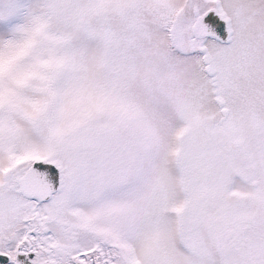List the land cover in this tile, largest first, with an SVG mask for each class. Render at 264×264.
<instances>
[{"label": "snow or ice", "instance_id": "snow-or-ice-1", "mask_svg": "<svg viewBox=\"0 0 264 264\" xmlns=\"http://www.w3.org/2000/svg\"><path fill=\"white\" fill-rule=\"evenodd\" d=\"M0 264H264V0H0Z\"/></svg>", "mask_w": 264, "mask_h": 264}]
</instances>
